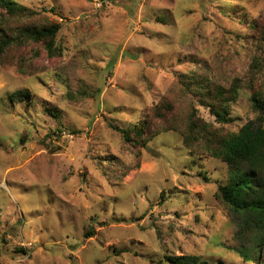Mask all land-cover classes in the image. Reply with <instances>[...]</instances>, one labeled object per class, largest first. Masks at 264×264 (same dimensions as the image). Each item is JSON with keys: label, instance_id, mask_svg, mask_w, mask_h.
Returning <instances> with one entry per match:
<instances>
[{"label": "rangeland", "instance_id": "obj_1", "mask_svg": "<svg viewBox=\"0 0 264 264\" xmlns=\"http://www.w3.org/2000/svg\"><path fill=\"white\" fill-rule=\"evenodd\" d=\"M16 1L0 6V264H264V229L241 238L216 196L230 167L183 141L193 112L218 134L258 116L264 0ZM234 87L218 123L199 99ZM144 122L145 145L115 129Z\"/></svg>", "mask_w": 264, "mask_h": 264}, {"label": "trees", "instance_id": "obj_2", "mask_svg": "<svg viewBox=\"0 0 264 264\" xmlns=\"http://www.w3.org/2000/svg\"><path fill=\"white\" fill-rule=\"evenodd\" d=\"M0 6L12 14L26 10L16 0H0ZM251 27L260 35L259 40L264 42V21H253ZM60 29L61 24L55 23L28 28L27 33L35 40H53ZM9 43L10 40L6 36L0 39V53ZM255 66H259V63ZM207 90L199 99L201 104L209 108L218 123L229 122L230 105L238 97V88L217 89L215 94L211 89ZM12 97L29 99L31 94L28 90L17 91ZM252 104L258 116L248 120L239 131L227 134H218V130H213L207 121L193 112L183 139L187 147H203L211 157L221 159L230 167L231 179L227 184L219 186L216 196L234 214L235 222L237 218L241 220L237 232L241 238L246 237L249 231L264 229V99L260 93L253 94ZM164 109L171 110L172 107ZM156 113L163 116L160 108L156 109ZM146 122L132 129L117 126L115 129L123 134L126 141L145 145L148 141ZM256 240L259 242V237H255L254 241ZM258 242H255V245ZM250 246L253 248V244ZM250 251L252 250H249V247H242L240 252L249 259ZM166 261L169 264H209L208 260L200 255L173 254L168 255Z\"/></svg>", "mask_w": 264, "mask_h": 264}]
</instances>
